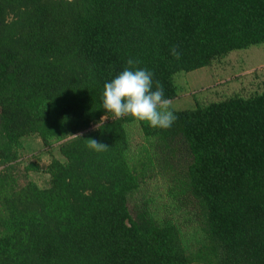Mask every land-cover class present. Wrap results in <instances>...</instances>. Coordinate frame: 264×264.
<instances>
[{
  "label": "trees",
  "instance_id": "obj_1",
  "mask_svg": "<svg viewBox=\"0 0 264 264\" xmlns=\"http://www.w3.org/2000/svg\"><path fill=\"white\" fill-rule=\"evenodd\" d=\"M253 50H264V0H0V264H264V90L171 104L167 129L115 119L101 99L129 59L172 102L186 74ZM134 123L168 168L187 154L176 194L196 208V252L173 221L131 212L154 166L147 146L142 170L131 161ZM35 138L60 144L46 187L17 176ZM89 138L109 149H89Z\"/></svg>",
  "mask_w": 264,
  "mask_h": 264
},
{
  "label": "rangeland",
  "instance_id": "obj_2",
  "mask_svg": "<svg viewBox=\"0 0 264 264\" xmlns=\"http://www.w3.org/2000/svg\"><path fill=\"white\" fill-rule=\"evenodd\" d=\"M254 52H258L257 55ZM186 75L187 85L181 87L179 84L178 97L171 102L174 110H191L236 94L249 97L264 90V50L261 52L253 50L248 53L234 52L216 60L208 68ZM94 129H96L95 125L90 131ZM127 130L131 145V161L139 164L137 167L142 170V161H146V148H150L152 151L150 157L154 164L153 166L151 163L147 168L146 181L142 184L144 189L142 188L143 190L130 198L131 212L135 215L140 210L148 209L156 219L173 221L179 228L188 251L196 252L203 240L200 224L195 216L196 208L189 199H185L180 193L176 194L178 188L176 181L182 179L187 173L189 160L186 152L183 149L176 153L170 161V164L175 167L172 170L168 168L165 156L156 153L155 148L149 147L146 143L138 124H128ZM37 142V138L33 139L29 149L24 152L25 155H21L16 167L17 176L21 185L34 180L41 187H46L48 185V176L45 173L47 166L52 158L62 159L59 153L60 144L43 148ZM145 146L147 147L144 148ZM35 157L37 159L34 160ZM36 161L39 164V170L29 173L28 178L26 169Z\"/></svg>",
  "mask_w": 264,
  "mask_h": 264
},
{
  "label": "clouds",
  "instance_id": "obj_3",
  "mask_svg": "<svg viewBox=\"0 0 264 264\" xmlns=\"http://www.w3.org/2000/svg\"><path fill=\"white\" fill-rule=\"evenodd\" d=\"M171 54L177 60L180 59L176 46L171 49ZM137 63L138 61L129 59L128 67L104 84L102 108L107 113H112L115 119L132 116L153 128L167 129L177 119L171 110V101L165 98L163 86L159 81L155 83L153 90L154 74L147 69L134 68ZM106 120L107 115L101 118L95 128H101ZM86 146L96 152L109 149L106 144L91 138L86 139Z\"/></svg>",
  "mask_w": 264,
  "mask_h": 264
}]
</instances>
